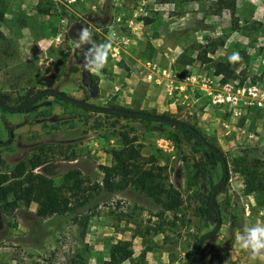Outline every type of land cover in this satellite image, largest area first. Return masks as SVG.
Segmentation results:
<instances>
[{
	"label": "rangeland",
	"instance_id": "374dc122",
	"mask_svg": "<svg viewBox=\"0 0 264 264\" xmlns=\"http://www.w3.org/2000/svg\"><path fill=\"white\" fill-rule=\"evenodd\" d=\"M253 1L259 7L237 0L236 14L231 16L228 0L219 14L212 13L208 0H5L0 92L6 105L19 106L27 94L52 87L94 105L117 103L175 119L171 125L117 117L52 96L36 103L30 115L0 109V126L5 120L0 138L6 165L12 168L35 144L45 141L39 127L15 131L28 121L41 120L48 126L53 121H69L61 126L69 130L72 140L64 155L81 150L95 163L98 158L91 155L92 147L108 152L126 132L132 140L136 138L137 156L155 154L160 164L167 165L169 182L184 202L177 211L158 216V206L145 194L132 187L114 192L90 190L103 175H84L89 178L84 183L91 193L89 200L68 214L39 219L35 203L19 206L10 214L0 208V264H103L117 242L132 247L134 264H187L196 240L219 220V230L203 240L189 264L248 262L250 251L241 249L235 237L245 227L264 225V202L244 192L243 176L233 158L247 152L264 161V21L256 19L263 16L264 0ZM46 9L48 14H42L40 10ZM145 17L152 23H144ZM260 21L262 25L255 23ZM82 27L90 30L96 45L107 42L110 31L115 33L99 74L83 67V51L91 45L75 47ZM220 37L225 44L208 57L249 56L247 64L236 67L238 78L226 84L220 82L210 62L202 63L197 57ZM185 47L190 63L178 67L175 60ZM150 53L152 58H148ZM243 78L247 79L240 85ZM180 121L189 122L221 147L227 171L220 162L206 172L196 171L193 162L206 149L177 127ZM11 130L13 139L9 138ZM169 133H177L180 140L174 142ZM70 167L67 161L53 167V179L59 181ZM213 186L218 189L214 197L220 211L217 220L206 214L205 202ZM99 220H103L102 231L97 235Z\"/></svg>",
	"mask_w": 264,
	"mask_h": 264
},
{
	"label": "trees",
	"instance_id": "16d2710c",
	"mask_svg": "<svg viewBox=\"0 0 264 264\" xmlns=\"http://www.w3.org/2000/svg\"><path fill=\"white\" fill-rule=\"evenodd\" d=\"M192 1L203 3L207 0ZM208 1L211 3L213 14H219L225 6V0ZM228 9L231 16L236 14V0H228ZM40 11L44 15L49 12L48 9ZM6 13L7 8L5 0H0V40L5 39L1 27L6 21ZM262 13L264 16V9ZM152 21L153 20L150 18L145 17L144 19V23L146 24H150ZM94 23L95 25H100V22L98 21H94ZM255 23L262 25L261 21ZM233 29L236 30V28ZM224 44V38H216V40H212L210 45L208 44L207 48L204 47L203 51L197 55L202 63H211L215 74L221 76L220 82L222 84L229 83L230 80L238 78L236 67L242 63L247 64L249 61V56L246 53H238L237 55L239 59L237 60H229L230 56L222 57L221 55V57L217 59L207 56L208 53H214L217 47L223 46ZM153 48L154 47L150 45L149 49L153 50ZM185 49L186 47L183 48L182 52L175 60V64L178 67L185 66L190 63L186 59ZM152 53L148 55V58H152ZM94 78L98 79V76L96 75ZM246 79L247 78L241 79L240 85L246 81ZM40 90L33 93V95L27 94V98L21 105L26 104ZM48 96H52L59 101L72 103L59 96L43 93L33 104L24 107L19 111L35 110L36 103ZM75 105L88 111L105 112L108 115L129 119H140L149 122H169L171 125H173L175 121V119H170V117L165 113L159 114L155 110L148 111L145 109H127L117 103L110 104L108 107L93 104L94 107L92 108L84 107L78 104ZM0 108L14 111V107L8 106L4 103V96L1 92ZM159 117H163L168 120H161ZM177 127L180 129L182 128L184 132L190 133L194 136L197 142L203 145L206 149L204 153L198 158H195V161L193 162V167L196 171L206 172L209 167L213 168L217 162L221 163L220 165H222L224 171H227L228 163L223 157V150L219 145L209 140L205 134L189 122L180 121ZM121 135L122 138L118 143V147H112L109 150V153L112 156V164L109 166L105 164L99 165L100 170L103 172L102 183L94 184L89 189L99 188L107 192H114L132 187L153 200L159 208L157 213L158 216H162L167 211H177L183 205L184 200L181 192L169 182L167 165L160 164L158 157L155 154L137 156L136 146L134 144L136 138L132 140L128 137L126 132H122ZM168 137L174 142H178L180 140L177 133H169ZM3 144L4 142L0 139V208L2 212L10 214L19 206L28 207L31 203H35L37 205L36 216L39 219H46L55 215L68 214L75 209L84 206L88 202V196L91 193L88 191V188L84 186V183L88 181L89 178L84 176L80 170L76 168L68 170L63 174V176H61L59 181L54 180L44 173L36 171L37 167L50 160V153L53 152L52 145L40 146L39 153L33 154L29 157V159L19 160V162H17L12 168H9L2 156L1 147ZM233 165H235L238 171L242 173L244 192L246 194H253L257 202H264V161L260 157L244 152V154L233 158ZM86 191H88V194H86ZM217 193V186H213L208 193L207 202H205L207 203L206 214L213 220H217L220 217L219 208L210 203L212 194H214L215 197ZM87 222L88 220L86 223ZM138 234L141 236L143 235L142 232ZM198 240H196V244L198 243ZM193 252L194 250L189 257L187 264H189V262L195 257V255L193 256ZM133 255L134 251L129 244L117 242L110 248L109 258L105 260L103 264H123L126 262H128L127 264H134L132 262ZM143 255L144 254H142V256ZM72 264L87 263L73 262Z\"/></svg>",
	"mask_w": 264,
	"mask_h": 264
},
{
	"label": "crops",
	"instance_id": "0c3cea01",
	"mask_svg": "<svg viewBox=\"0 0 264 264\" xmlns=\"http://www.w3.org/2000/svg\"><path fill=\"white\" fill-rule=\"evenodd\" d=\"M247 1H250L251 3H253L254 5H256V7H259L258 2H254L253 0H247ZM236 2H237V0H236ZM237 8H238V3H237ZM256 19L264 21V16H262V18L257 17ZM0 109H2V108H0ZM35 110H36V108H35ZM33 111H20V112L22 114H25V115H30V113H32ZM10 113H11V111H10ZM4 122H5V120L3 121L2 125L0 126V129H5ZM67 123H70V122L67 120H64L63 122L53 121L51 123V125L48 126V125H46L45 121L40 120L37 122L28 121V123L20 124L18 129H15L16 132H18V131L21 133L22 132H28V131L30 132V131H32V129H35V127H39L38 128V130L40 131L39 134H41V135L44 134V136L46 137L44 142H40V144H37V145L35 144L32 151L29 153V155L23 156L20 160L29 159V157H31L33 154L39 153V147L42 145H46V146L52 145L53 152L50 153V157H51L50 160L47 161L46 163L42 164L41 166L37 167L36 171H39L38 169L40 167H43L44 170L41 173H44L45 175L53 178L52 168L55 166L61 167V162L67 161L71 165L70 169L76 168V169L80 170L83 175H88V176H92L93 174L103 175V172L100 170L99 165L105 164V165L109 166L112 164L111 163L112 162V156L109 153L110 149L108 150V152H104V151H100V149L97 151L96 148L92 147L91 155H95L98 158V160H96L95 157L93 156L94 160L97 161L96 163L91 160V158L88 154H85L81 150H79L78 152H76L75 154H72V155H64L66 152V148L71 145L70 144V140H71L70 137L71 136H70V133L68 132L69 130L61 127L62 124L66 125ZM14 137H15L14 131L13 130L9 131V138L13 139ZM82 141H83L82 143H84V145L89 144L88 141H85V140H82ZM5 143H8V142H5ZM82 143L78 142V146L83 145ZM93 145H96V144L95 143L90 144V147ZM118 145L119 144H117L116 146H112V147H118ZM3 146H4V144H3ZM2 147H1V150H2ZM95 152H96V154H95ZM2 156H3V153H2ZM56 156H61L62 157L61 159H63V160L51 163L50 161L54 160L56 158ZM3 158H4V156H3ZM67 158H70V159H67ZM18 162H19V160H18ZM70 169H68V170H70ZM101 178L103 179V176H101ZM100 180L101 179L98 178V182L102 183V180L101 181ZM102 217L103 216H101L100 218H102ZM90 222H93V221L91 220ZM97 222H96L97 225L95 228H96V231H98L97 235H99V233L102 231L100 225H101V223H103V220H99ZM247 255H248V253H247ZM248 256H249V259H248V262L246 264H264V258H258L256 260H253L250 256V254Z\"/></svg>",
	"mask_w": 264,
	"mask_h": 264
},
{
	"label": "clouds",
	"instance_id": "9594fccd",
	"mask_svg": "<svg viewBox=\"0 0 264 264\" xmlns=\"http://www.w3.org/2000/svg\"><path fill=\"white\" fill-rule=\"evenodd\" d=\"M115 38L114 32H109L107 42L96 45L92 41V34L86 27L78 31V38L75 47L80 48L84 44H90L91 47L83 51L84 70L92 74H99L104 68L108 52L111 48V41ZM239 59L237 54L229 57V60ZM241 249L250 251L253 260L264 258V225H254L245 227L240 235L235 237Z\"/></svg>",
	"mask_w": 264,
	"mask_h": 264
},
{
	"label": "water",
	"instance_id": "95a60500",
	"mask_svg": "<svg viewBox=\"0 0 264 264\" xmlns=\"http://www.w3.org/2000/svg\"><path fill=\"white\" fill-rule=\"evenodd\" d=\"M43 93H47V94H53V95H56V96H59L65 100H68L69 102H72L74 104H78V105H81V106H84V107H89V108H92L94 107L92 103H89L87 101H84L82 99H77V98H74L72 96H69L68 94H65L64 92L56 89V88H52V87H49V88H44L42 90H40L36 95L33 96V98H31V100H29L26 104L24 105H19V106H16L14 107V111H19L21 109H23L24 107H27L31 104H33L37 99L38 97L43 94ZM97 108V107H95ZM127 113H130V112H127ZM159 119L161 120H168L166 118H163V117H159ZM177 124L179 122H176ZM225 183V180L221 183V184H224ZM212 205L214 206L215 203H214V194H212L211 198H210ZM219 227H220V220L218 221L217 225L215 226L214 229H212L211 231L207 232L206 234L202 235L199 240H198V243L196 244V247L194 249V252H193V256L196 254L198 248L201 246L202 244V240H204L205 238L209 237V236H212L214 235L218 230H219Z\"/></svg>",
	"mask_w": 264,
	"mask_h": 264
}]
</instances>
